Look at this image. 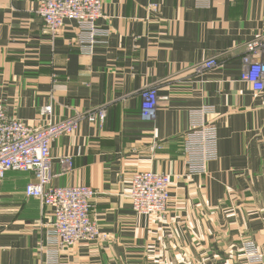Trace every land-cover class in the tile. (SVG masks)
<instances>
[{
  "label": "crops",
  "instance_id": "obj_1",
  "mask_svg": "<svg viewBox=\"0 0 264 264\" xmlns=\"http://www.w3.org/2000/svg\"><path fill=\"white\" fill-rule=\"evenodd\" d=\"M103 2L104 31L90 42L76 21L52 35L38 0H0L8 114L38 125L47 104L56 122L108 108L102 127L84 119L51 147V185L92 187L91 215L106 236L60 248L52 209L26 194L34 172L9 170L0 181V264H245V244L264 245V93L241 79L242 57L264 32V0ZM213 56L219 65L200 66ZM150 87L161 97L155 121L141 117ZM202 119L217 127L218 158L193 173L184 135ZM146 170L171 176L163 217L132 208L130 180Z\"/></svg>",
  "mask_w": 264,
  "mask_h": 264
},
{
  "label": "built area",
  "instance_id": "obj_2",
  "mask_svg": "<svg viewBox=\"0 0 264 264\" xmlns=\"http://www.w3.org/2000/svg\"><path fill=\"white\" fill-rule=\"evenodd\" d=\"M156 9L158 5H153ZM52 35L59 34L66 21H76L88 33L90 42L104 30L96 22L104 16L103 0H38L36 11ZM241 79L255 93H264V32L245 44L242 57ZM219 65L217 57L206 59L200 66L211 69ZM141 117L155 121L161 97L156 87L141 92ZM208 108L201 109L202 115ZM41 121L30 125L25 120L8 114L0 103V181L9 170L33 171L35 179L26 188L27 196L36 197L52 209L53 221L50 237L60 248H70L83 240H99L102 233L91 215L95 190L84 184L52 186L51 147L54 141L66 134H74L82 120L102 127L108 108L102 105L94 110L79 112L64 121H54L53 105L40 110ZM213 122L195 121L184 135L183 151L193 173L206 172L209 162L218 158V133ZM64 172L73 168L71 155L60 158ZM171 176L151 170L137 171L130 180L129 196L137 214L163 217L170 198ZM245 264H264V245L259 248L248 241L243 248Z\"/></svg>",
  "mask_w": 264,
  "mask_h": 264
}]
</instances>
